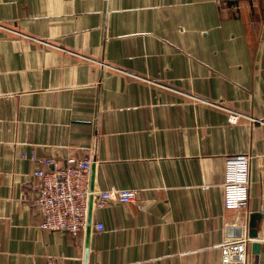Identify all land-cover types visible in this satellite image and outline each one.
<instances>
[{"label": "crops", "instance_id": "0c3cea01", "mask_svg": "<svg viewBox=\"0 0 264 264\" xmlns=\"http://www.w3.org/2000/svg\"><path fill=\"white\" fill-rule=\"evenodd\" d=\"M236 154L249 198L226 210ZM47 157L89 158L93 200L137 192L92 211L88 264H220L252 213L264 264V0H0V264H84L85 232L38 227Z\"/></svg>", "mask_w": 264, "mask_h": 264}, {"label": "built area", "instance_id": "2783aa9c", "mask_svg": "<svg viewBox=\"0 0 264 264\" xmlns=\"http://www.w3.org/2000/svg\"><path fill=\"white\" fill-rule=\"evenodd\" d=\"M216 5L224 2L236 4L244 0H213ZM238 114L230 112L227 121L236 123ZM23 158L31 162L37 160L36 154ZM253 156L236 154L227 156L224 162V182L222 204L226 210H240L247 207L250 190V162ZM49 170L37 169L33 176L37 179L36 202L41 215L38 227L41 230L64 232L69 234L84 233L89 197L93 192L89 189V173L91 161L89 158H68L65 164L53 157L43 158ZM136 190L110 188L102 190L93 200L92 210L102 209L109 202L122 204L133 203L136 200ZM97 231L103 230L99 222L92 223ZM249 237L240 236L238 239H226L218 245L220 264H250L247 251Z\"/></svg>", "mask_w": 264, "mask_h": 264}, {"label": "water", "instance_id": "95a60500", "mask_svg": "<svg viewBox=\"0 0 264 264\" xmlns=\"http://www.w3.org/2000/svg\"><path fill=\"white\" fill-rule=\"evenodd\" d=\"M90 182H89V189L91 192H93V187H92V173H93V166L90 168ZM92 204H93V196L91 195L89 197V202H88V212H87V220H86V226H85V239H84V264H88V244H89V235H90V230H91V225H92ZM258 214L257 213H252L248 216V236L252 240L255 239L256 236V231H255V226H256V219H257ZM228 232H233L234 235L238 238L241 236L242 233V228L237 227V228H229ZM252 253L254 255H258V244L253 243L252 244Z\"/></svg>", "mask_w": 264, "mask_h": 264}]
</instances>
